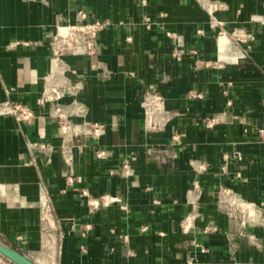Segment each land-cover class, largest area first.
I'll return each instance as SVG.
<instances>
[{
    "label": "crops",
    "instance_id": "obj_1",
    "mask_svg": "<svg viewBox=\"0 0 264 264\" xmlns=\"http://www.w3.org/2000/svg\"><path fill=\"white\" fill-rule=\"evenodd\" d=\"M220 1L0 0V101L35 113L0 115L3 238L40 264H264V219L230 218L220 192L264 204V0ZM79 9L104 25L96 53L56 52ZM147 86L166 98L154 128Z\"/></svg>",
    "mask_w": 264,
    "mask_h": 264
},
{
    "label": "built area",
    "instance_id": "obj_2",
    "mask_svg": "<svg viewBox=\"0 0 264 264\" xmlns=\"http://www.w3.org/2000/svg\"><path fill=\"white\" fill-rule=\"evenodd\" d=\"M211 4L209 8L212 10L217 7H224V3L220 0H210ZM264 22V18L261 19ZM211 26L218 30L219 34L225 35L228 30L224 26V22L213 18L211 21ZM104 25L99 19H89L88 13L79 9L76 14V22H71L65 20L61 24H58L56 27L55 33L51 37V43L57 48L56 52L63 53L68 52L72 55H82V56H91L96 53L97 46L99 45V33L103 29ZM241 30V29H240ZM239 29H234L231 33L233 36L240 40ZM248 33H250L248 31ZM56 93V91H54ZM194 96H201L199 93H194ZM56 95L53 92L44 91L41 96V104H46L51 100H54ZM141 105L144 111V118L147 125L150 128L158 126V117L163 115L166 111V98L164 93L159 87L156 86H147L143 89ZM60 107H56L57 115L62 116L60 112ZM11 114L13 115L18 122H24L35 116V113L31 107L27 104H24L20 101L14 100L8 94L6 99L0 101V115ZM263 132V130H262ZM30 147L40 148L41 150L49 148L50 144H45L42 142H29ZM102 151H99L101 154ZM238 158H241L242 155L240 152L236 153ZM125 167H128V164H125ZM69 182L73 181L72 177L68 178ZM220 192L224 196L229 198H223V201H228V215L232 219L236 218H247L252 221H260L264 219V204H259L254 201H250L244 198L236 190L223 186L220 188ZM82 194L88 196L87 191H83ZM119 201V197L112 196L109 194H104L98 198H92L88 200V203L93 208H98L100 206H108L114 202ZM41 206L44 213H49L53 210V203L51 194L44 184L41 186ZM243 221V220H242ZM0 237L12 244L9 240H6L2 237L0 232ZM17 240H22L21 235L16 236ZM13 245V244H12ZM15 246V245H14ZM23 250L21 247L15 246ZM57 264V263H54ZM229 264V263H221ZM233 264H250V263H239L234 262Z\"/></svg>",
    "mask_w": 264,
    "mask_h": 264
},
{
    "label": "water",
    "instance_id": "obj_3",
    "mask_svg": "<svg viewBox=\"0 0 264 264\" xmlns=\"http://www.w3.org/2000/svg\"><path fill=\"white\" fill-rule=\"evenodd\" d=\"M0 254L14 264H40L29 255L0 237Z\"/></svg>",
    "mask_w": 264,
    "mask_h": 264
},
{
    "label": "rangeland",
    "instance_id": "obj_4",
    "mask_svg": "<svg viewBox=\"0 0 264 264\" xmlns=\"http://www.w3.org/2000/svg\"><path fill=\"white\" fill-rule=\"evenodd\" d=\"M26 254V253H25ZM9 262H11L10 260H9ZM12 264H14L13 262H11ZM44 263V262H43ZM45 264V263H44Z\"/></svg>",
    "mask_w": 264,
    "mask_h": 264
},
{
    "label": "bare ground",
    "instance_id": "obj_5",
    "mask_svg": "<svg viewBox=\"0 0 264 264\" xmlns=\"http://www.w3.org/2000/svg\"><path fill=\"white\" fill-rule=\"evenodd\" d=\"M39 263V262H38Z\"/></svg>",
    "mask_w": 264,
    "mask_h": 264
}]
</instances>
